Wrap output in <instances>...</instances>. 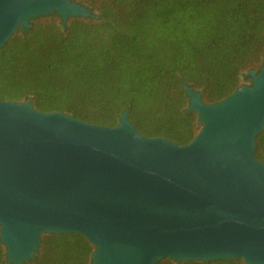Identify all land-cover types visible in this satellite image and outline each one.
Wrapping results in <instances>:
<instances>
[{
	"label": "water",
	"instance_id": "water-1",
	"mask_svg": "<svg viewBox=\"0 0 264 264\" xmlns=\"http://www.w3.org/2000/svg\"><path fill=\"white\" fill-rule=\"evenodd\" d=\"M90 20L74 0H0V47L33 18ZM92 20V19H91ZM94 20V19H93ZM215 103L183 84L201 125L186 145L146 137L125 110L113 127L0 99V240L22 264L42 233L76 232L95 246L92 264H156L169 257H242L264 264V58Z\"/></svg>",
	"mask_w": 264,
	"mask_h": 264
},
{
	"label": "trees",
	"instance_id": "trees-1",
	"mask_svg": "<svg viewBox=\"0 0 264 264\" xmlns=\"http://www.w3.org/2000/svg\"><path fill=\"white\" fill-rule=\"evenodd\" d=\"M99 17L33 18L0 47V99L113 127L127 110L146 137L188 144L201 125L183 84L218 102L264 58V0H74ZM264 163V127L255 135ZM95 246L76 232L42 233L22 264H92ZM0 264L6 248L0 240ZM156 264H245L242 257Z\"/></svg>",
	"mask_w": 264,
	"mask_h": 264
},
{
	"label": "rangeland",
	"instance_id": "rangeland-1",
	"mask_svg": "<svg viewBox=\"0 0 264 264\" xmlns=\"http://www.w3.org/2000/svg\"><path fill=\"white\" fill-rule=\"evenodd\" d=\"M85 6L87 7V9L89 11L90 18L92 20L99 17L100 14H99V11L97 9H94V8H92L90 6H87V5H85ZM252 70H256V69H252ZM249 71L250 70L244 71V72L241 73L240 78H241V81H242V85L243 84H248V85L251 84V75H250ZM256 71H258V70H256Z\"/></svg>",
	"mask_w": 264,
	"mask_h": 264
}]
</instances>
